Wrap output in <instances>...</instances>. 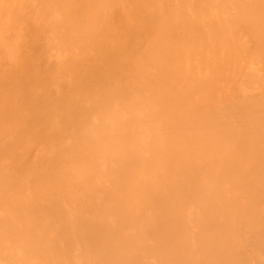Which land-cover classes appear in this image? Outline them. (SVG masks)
Instances as JSON below:
<instances>
[{"label": "bare ground", "instance_id": "6f19581e", "mask_svg": "<svg viewBox=\"0 0 264 264\" xmlns=\"http://www.w3.org/2000/svg\"><path fill=\"white\" fill-rule=\"evenodd\" d=\"M0 264H264V0H0Z\"/></svg>", "mask_w": 264, "mask_h": 264}, {"label": "rangeland", "instance_id": "374dc122", "mask_svg": "<svg viewBox=\"0 0 264 264\" xmlns=\"http://www.w3.org/2000/svg\"><path fill=\"white\" fill-rule=\"evenodd\" d=\"M212 64L214 65V67H217L218 62H216V61H212ZM227 90L230 92V91L233 90V87H232V86H231V87H228ZM236 91H237L239 94H241V95H244V94H245V93H244L245 90H244L243 88H236Z\"/></svg>", "mask_w": 264, "mask_h": 264}]
</instances>
